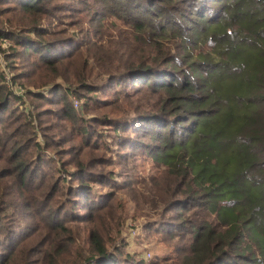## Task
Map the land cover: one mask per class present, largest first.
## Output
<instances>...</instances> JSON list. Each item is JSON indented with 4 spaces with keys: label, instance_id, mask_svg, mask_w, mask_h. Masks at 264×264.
Wrapping results in <instances>:
<instances>
[{
    "label": "trees",
    "instance_id": "obj_1",
    "mask_svg": "<svg viewBox=\"0 0 264 264\" xmlns=\"http://www.w3.org/2000/svg\"><path fill=\"white\" fill-rule=\"evenodd\" d=\"M0 264H264V0H0Z\"/></svg>",
    "mask_w": 264,
    "mask_h": 264
},
{
    "label": "rangeland",
    "instance_id": "obj_2",
    "mask_svg": "<svg viewBox=\"0 0 264 264\" xmlns=\"http://www.w3.org/2000/svg\"><path fill=\"white\" fill-rule=\"evenodd\" d=\"M5 48L6 45L4 44ZM9 80V77H7ZM75 108L80 109L81 105L77 99H74ZM140 172L143 175L153 173L150 164H145L140 167ZM131 208V214L133 213ZM148 220L146 217H140L137 221L128 219L126 228L123 232V239L126 242L124 247L125 253L137 260H145L146 263H152L155 259L165 260L170 256L172 250L169 245L162 240L161 236H156L146 230Z\"/></svg>",
    "mask_w": 264,
    "mask_h": 264
}]
</instances>
